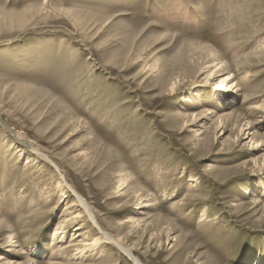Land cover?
<instances>
[{
  "label": "rangeland",
  "instance_id": "1",
  "mask_svg": "<svg viewBox=\"0 0 264 264\" xmlns=\"http://www.w3.org/2000/svg\"><path fill=\"white\" fill-rule=\"evenodd\" d=\"M263 158L264 0H0V264H133L59 182L140 264H264Z\"/></svg>",
  "mask_w": 264,
  "mask_h": 264
},
{
  "label": "bare ground",
  "instance_id": "2",
  "mask_svg": "<svg viewBox=\"0 0 264 264\" xmlns=\"http://www.w3.org/2000/svg\"><path fill=\"white\" fill-rule=\"evenodd\" d=\"M43 1H44V3L48 4V2L50 0H43ZM42 4H43V2H42ZM200 70H202V72L205 73L206 76H207V78H206L207 80L203 78V81H205L206 83H209L208 81H213V80L217 81L213 85H211L212 86L211 87L212 88V92H213V94L216 97H220L221 101L226 103V104H233L235 102L234 98L238 97L237 94L239 92V83L236 82V81L234 82V80L232 79V75L231 74H225L224 73V70L222 69V64H220L218 62H215V61H210L209 63H207L205 65L204 68H202ZM248 126H249V122L246 124V129L248 128ZM243 131H244L243 128L241 126H238V135L239 136L243 135L244 139H248V136H251V135L248 134V133L245 134ZM251 134H253V133H251ZM19 136H21V135H19ZM19 136L16 137V138L20 139ZM251 140L253 141L252 138L249 141L251 142ZM259 144H256V145L253 144V147H255V148L260 147ZM27 146H28V148L30 149L31 152H33V153H35L37 155H40L41 159L42 158L45 159L44 156H42L41 154H39L37 151H35L33 149L31 144H29ZM57 188H58V190L60 192V196L58 195L59 198L68 197V193H69L70 196H72L74 198V202L71 204L70 207H75V206L79 207L81 212L79 211L80 212L79 214H72V215L68 214L70 216H68L63 222H61V224H59V228L57 229V231L55 230L56 232H55L54 235H56V238L58 236V239H60L63 236V234H64V232H65V230L67 228L68 229L71 228L74 224H76L77 222L81 221V219L85 217L86 221H84L83 224H80L79 226H77L73 230L74 233L72 234L73 237L71 239V241H73V242L75 240H77V238L78 239L79 238L84 239V240L79 239L81 241H79L80 242L79 247L76 249L77 250L76 252H77V254L80 257L87 258L86 255H88V257H90L89 256L90 252H95V250H97V247H99L102 243H108L109 245H113L118 250V252H120L121 254L126 256L127 258L131 259L133 264H140V262L132 256L131 251L129 249H127V248L123 247L122 245H120L116 240H114L111 236H109L108 234H106L102 230L100 224L96 221L95 216L90 211L88 205L83 203V201L80 199L78 194L70 186L64 185L63 183L59 182V183H57ZM135 193H137V191H133L128 185H125V184H123L122 186L117 188L116 191H115V194L120 196V197H123V196H126V195H131V194L133 196H135ZM147 205L148 206H146V207H148V208L152 206V204H147ZM124 223H128L129 226H130L129 230L133 231L134 229H137L139 222L137 220H134L133 218L129 217V218H127L124 221ZM86 224H89L90 230L97 235L95 239L87 240L85 238V235L83 234L84 232H82V231L86 227ZM9 240L10 241L9 242L7 241V242H8V247L10 248V247H12L11 245L15 244V242L13 241L14 240V235H10L9 236ZM93 254L94 253H92V255ZM9 264H11V263H9Z\"/></svg>",
  "mask_w": 264,
  "mask_h": 264
}]
</instances>
